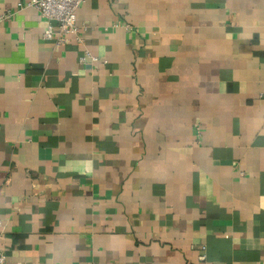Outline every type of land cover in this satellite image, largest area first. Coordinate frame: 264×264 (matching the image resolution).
I'll return each instance as SVG.
<instances>
[{
	"label": "crops",
	"instance_id": "1",
	"mask_svg": "<svg viewBox=\"0 0 264 264\" xmlns=\"http://www.w3.org/2000/svg\"><path fill=\"white\" fill-rule=\"evenodd\" d=\"M24 1L0 0L7 264H264V0H84L63 45Z\"/></svg>",
	"mask_w": 264,
	"mask_h": 264
},
{
	"label": "built area",
	"instance_id": "2",
	"mask_svg": "<svg viewBox=\"0 0 264 264\" xmlns=\"http://www.w3.org/2000/svg\"><path fill=\"white\" fill-rule=\"evenodd\" d=\"M84 0H25L18 3V7H30L35 9L40 17L46 21V26L42 32V38L52 41L56 45H63L71 41L82 44L84 39L79 33L76 21V12ZM81 62L90 60L91 62L102 61L96 56H91L88 50L83 51L79 58ZM0 264H7L6 255L0 249Z\"/></svg>",
	"mask_w": 264,
	"mask_h": 264
}]
</instances>
